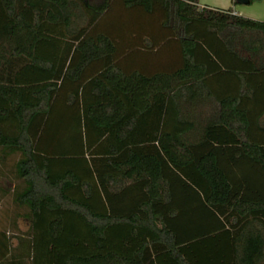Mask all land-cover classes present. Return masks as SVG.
Wrapping results in <instances>:
<instances>
[{"label": "trees", "instance_id": "obj_1", "mask_svg": "<svg viewBox=\"0 0 264 264\" xmlns=\"http://www.w3.org/2000/svg\"><path fill=\"white\" fill-rule=\"evenodd\" d=\"M263 52L198 0H0V264H264Z\"/></svg>", "mask_w": 264, "mask_h": 264}, {"label": "crops", "instance_id": "obj_2", "mask_svg": "<svg viewBox=\"0 0 264 264\" xmlns=\"http://www.w3.org/2000/svg\"><path fill=\"white\" fill-rule=\"evenodd\" d=\"M198 6L200 8H211L220 10H232L233 14L239 15L244 18H248L254 21L264 22V0L260 2L252 3L251 5H238L235 0H198ZM249 57V56H248ZM264 58V52L261 55ZM248 108L252 112H258L261 108L264 109L263 104H256V102L251 101L247 104ZM261 122H264V113L260 118ZM261 133V139L264 141V132ZM237 166L235 170L238 172V182L237 185H243L244 189L239 192L238 198L244 197L251 202H263L264 201V174H262L257 165L251 163L248 160L240 159L235 163ZM12 164H7L6 167L0 165V170L3 172L10 169ZM246 175V178H243ZM9 177V175H7ZM10 179V178H9ZM0 183L3 186L8 185V179L6 177H0ZM126 201L125 199L122 200ZM122 202V203H123ZM121 203V202H120ZM121 203V204H122ZM4 217V216H3ZM185 228L188 232H192V217L188 215ZM198 217V216H197ZM202 215H199L198 229L205 228V221H201ZM204 217V216H203ZM228 248V247H227ZM232 249V248H231Z\"/></svg>", "mask_w": 264, "mask_h": 264}, {"label": "water", "instance_id": "obj_3", "mask_svg": "<svg viewBox=\"0 0 264 264\" xmlns=\"http://www.w3.org/2000/svg\"><path fill=\"white\" fill-rule=\"evenodd\" d=\"M238 5H248L249 0H235Z\"/></svg>", "mask_w": 264, "mask_h": 264}, {"label": "rangeland", "instance_id": "obj_4", "mask_svg": "<svg viewBox=\"0 0 264 264\" xmlns=\"http://www.w3.org/2000/svg\"><path fill=\"white\" fill-rule=\"evenodd\" d=\"M188 215H190V214H188ZM188 215H187V216H188ZM21 227H22V230H23L24 228H23V226H22V225H21Z\"/></svg>", "mask_w": 264, "mask_h": 264}]
</instances>
